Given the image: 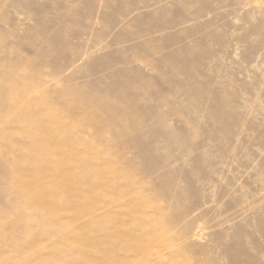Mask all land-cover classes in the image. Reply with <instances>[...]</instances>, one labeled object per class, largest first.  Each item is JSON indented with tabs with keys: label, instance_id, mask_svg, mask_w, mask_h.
Wrapping results in <instances>:
<instances>
[{
	"label": "rangeland",
	"instance_id": "374dc122",
	"mask_svg": "<svg viewBox=\"0 0 264 264\" xmlns=\"http://www.w3.org/2000/svg\"><path fill=\"white\" fill-rule=\"evenodd\" d=\"M45 92L77 108L69 123L90 111L85 141L117 155L151 205L147 227L122 226L115 253L70 239L74 251L57 263L264 264V0H0V142L14 146L7 161L0 155V212L10 221L24 206L7 168L28 143L14 135L15 115ZM73 168L80 178L81 165ZM117 204L69 229H99ZM49 220L44 229H57ZM69 229L27 246L60 256ZM22 252L1 264L35 262Z\"/></svg>",
	"mask_w": 264,
	"mask_h": 264
},
{
	"label": "bare ground",
	"instance_id": "6f19581e",
	"mask_svg": "<svg viewBox=\"0 0 264 264\" xmlns=\"http://www.w3.org/2000/svg\"><path fill=\"white\" fill-rule=\"evenodd\" d=\"M24 82H29V80ZM15 94L16 92H14V95ZM50 94L43 93V96L38 95L41 98L33 103L31 101L32 104H30V106L28 105L29 107H27V110L24 114L20 115L19 117L18 115H15L17 118L14 124L18 125L19 130L14 135H26L28 137L27 145H24L25 147L22 148L23 154H25L27 157L25 155H23L24 159L19 157L21 160H17L16 158L17 161L9 163L7 169L14 176V187L17 194L22 199L24 209L23 211H18L21 213L17 215L13 221H10L0 212L2 220V222L0 223V240L2 239V248L6 253L3 254L4 257L3 255H0V264L2 260H4V258H6L8 262L11 261L14 254L17 251L22 252L23 249L25 250L22 252L23 254H30L33 257L35 261L33 264H48L49 261L57 263V261L64 260L65 256L68 253H71L72 250L70 251V249L74 246V243H72L71 245L70 239L77 240L75 242L84 241L90 243L91 245L98 243L97 248L99 249V252L101 254H103L104 256L111 255L113 254L112 251L116 249V246L114 244H117V241H120L121 243V238L123 236L122 226L126 222H130L132 220L135 221L136 219L143 223L144 226L141 228L144 229V227H147L145 223L147 222L146 218H148V215L145 212L148 208L151 207V205L147 204L145 200L146 196L149 194L145 195L144 192V194H138L137 191L131 186V181H129V178L127 181V178L125 176L129 174H126L118 169V161L116 159L117 155L115 156V154L111 153V151L110 153L106 152V154L102 152L101 149H99V147L96 145L97 143L95 139L94 144H89L86 142L87 140L84 139L87 132L89 133L90 129L91 119L87 114L90 111L83 112L82 114H80L82 116L79 115L72 118L71 123H69L70 119H66V116H68L69 112H71L75 108V106L64 103L61 100L63 98H61L60 96L58 98L61 99L57 101L55 100L53 102L50 99ZM10 97L13 96L10 95ZM11 99L12 98H10L9 100ZM12 105L13 107L15 106L14 104ZM92 114L93 116L95 115L94 112H92ZM9 125L11 127L12 124ZM7 141L8 140H6V142ZM100 141L103 142V140ZM6 142H0V155L3 159L11 156V152L14 151L13 145H7L10 140L8 143ZM67 152H70V155L72 156V159H70V163H67V158H69V156L65 157V154ZM91 154L94 155L91 157ZM112 158L114 159L112 160ZM72 164H78V166L81 165L83 173L81 172L82 174H80V178H77L78 175L76 176V174L73 172V166H75L76 168V165H73L71 167ZM96 181L102 182L103 187L101 190H95L90 187ZM87 186L89 188H87ZM70 187H73L74 190H71ZM74 187L76 188V190ZM97 192L102 193V199L100 202H96L94 199V196L96 195L95 193ZM60 196H66L64 199L67 204L59 206L56 204V199ZM126 196L131 197L127 199H130V201L125 200ZM111 201L119 203L120 209L118 211L115 210L114 212H111L110 210L111 214L107 216L108 219L103 220L99 223V229L97 228L96 230H99L98 232L100 234L102 233L103 236L105 235V238L103 237L104 239L98 238L100 240H97V237H99L97 235V237L94 238L95 234H97V231L95 229H92L90 225L86 223L82 226V228H80V230H78L79 228H76L77 230L75 231L69 229V227L72 226V223L80 219L91 217L95 214V210L102 208V206H105ZM146 205H149L150 207H147ZM48 219H50L49 221H51V219L57 221V229L51 231H46V228L44 229V226H46L44 224H46ZM92 219H94V217ZM50 225L51 224H49L48 227ZM129 225H131V228L135 227L132 226L131 223H129ZM61 228L63 231L67 229L69 230L68 234L66 235V239L64 240L63 244H61L62 246H54L56 248L60 247V250H58L60 252V256L53 258L51 257V259L48 260V258L50 257L49 254L48 256H42L34 252L32 247L27 246V240L29 238L31 239V237L33 236H43V234H46L48 236L51 235L55 238V236L60 234L61 230L58 229ZM136 228H134V231ZM25 229L27 230L24 231ZM147 229H145V231ZM146 234L148 235V232ZM152 238H154V236ZM140 243L141 242L136 244L133 241L129 244V247L134 248L136 246L135 248L137 249L139 247H137V245H139ZM53 244L54 241L51 245ZM56 244L58 243L56 242ZM78 245H75V247H78ZM85 247L88 248V245H86ZM77 251L79 252V250ZM73 257L72 259H74ZM177 258H179V256ZM174 260H176V258ZM180 261L181 262L179 264L184 263V259L183 261ZM83 262L84 261H81V263Z\"/></svg>",
	"mask_w": 264,
	"mask_h": 264
}]
</instances>
